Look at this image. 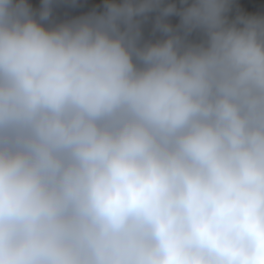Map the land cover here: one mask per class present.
<instances>
[{"label":"clouds","instance_id":"1","mask_svg":"<svg viewBox=\"0 0 264 264\" xmlns=\"http://www.w3.org/2000/svg\"><path fill=\"white\" fill-rule=\"evenodd\" d=\"M59 7L0 0V264H264V10Z\"/></svg>","mask_w":264,"mask_h":264},{"label":"water","instance_id":"2","mask_svg":"<svg viewBox=\"0 0 264 264\" xmlns=\"http://www.w3.org/2000/svg\"><path fill=\"white\" fill-rule=\"evenodd\" d=\"M61 7L57 8L58 14H63L68 10L70 17L86 14L87 12L95 9L101 11L103 9L104 0H74L75 6L73 7V0H59ZM249 6L254 10H264V0H248ZM172 22H176V18H172Z\"/></svg>","mask_w":264,"mask_h":264}]
</instances>
